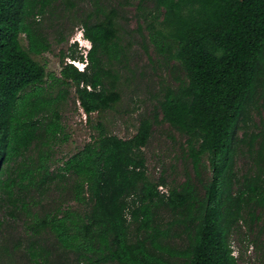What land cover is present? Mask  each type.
Wrapping results in <instances>:
<instances>
[{
  "label": "trees",
  "instance_id": "trees-1",
  "mask_svg": "<svg viewBox=\"0 0 264 264\" xmlns=\"http://www.w3.org/2000/svg\"><path fill=\"white\" fill-rule=\"evenodd\" d=\"M151 1L141 17L150 41L184 74L163 90L158 109L162 122L186 138L195 169L209 162L203 194L191 180L164 192L166 180L148 176L144 149L158 113L143 117L129 139L99 124V135L52 171L51 144L69 138L62 87L76 89L89 118L122 100L117 66L126 52L118 11L96 3L83 20L90 50L64 55L58 76L35 59L51 48L34 18L52 0H0V200L14 204L25 191L64 185L82 208L35 213L29 228L35 237L52 234L73 264H239L230 235L245 215L254 221L264 203L262 173L245 175L234 191L242 145L250 154L258 149L256 162H264V0ZM256 110L262 127L251 133ZM33 148L38 153L29 157ZM161 208L172 216L167 228L156 222ZM172 231L185 237L183 245L172 246ZM32 255L46 264L35 249Z\"/></svg>",
  "mask_w": 264,
  "mask_h": 264
},
{
  "label": "rangeland",
  "instance_id": "rangeland-1",
  "mask_svg": "<svg viewBox=\"0 0 264 264\" xmlns=\"http://www.w3.org/2000/svg\"><path fill=\"white\" fill-rule=\"evenodd\" d=\"M96 3L105 10L116 8L118 11L121 44L126 52L117 66L122 100L113 109L95 113L89 118L81 108L76 89L62 87L65 99L60 104V110L69 138L65 140L61 137L51 144V170H58L64 160L94 140L99 135V124H103L109 134L129 139L137 133L143 117L154 119L158 113L159 122L154 124L153 135L144 149L148 176L154 181L164 178L167 182L164 192L191 180L203 194L202 184L209 182L212 177L209 162L204 160L201 168L198 171L195 169L186 138L168 123L162 122L158 109L163 90L176 85L177 79L183 78L184 74L175 60L160 55L150 41L141 17L151 11V0H52L46 12L34 18L35 30L47 38L51 48L35 59L46 64L48 72L60 76L64 55L77 51L86 56L91 42L84 36L83 20L95 9ZM22 42L28 47L25 35H22ZM66 61L74 62L68 58ZM86 64V61L77 62L76 66L84 69ZM55 89L53 94L57 95L58 87ZM251 120L250 132H258L262 127L258 110L253 111ZM239 135L243 137V132ZM257 150L250 154L245 145L239 148L235 159V175L240 182L235 184V192L243 184L245 175L262 173L264 180V162H256ZM37 153L38 148H33L28 156ZM69 207L82 208L61 184L25 191L14 204L5 198L1 199L0 264H35L32 255L34 249L41 254L46 264L75 263L74 255L65 254L52 234L44 233L35 237L29 228L31 215ZM255 213L254 221L251 216L245 215L230 235V245L239 264H264V203L257 207ZM171 220L170 211L162 208L158 210V224L167 228ZM171 235L172 246L183 245L185 237H179L175 231Z\"/></svg>",
  "mask_w": 264,
  "mask_h": 264
},
{
  "label": "built area",
  "instance_id": "built-area-1",
  "mask_svg": "<svg viewBox=\"0 0 264 264\" xmlns=\"http://www.w3.org/2000/svg\"><path fill=\"white\" fill-rule=\"evenodd\" d=\"M72 63H74L75 65L77 64V62H72ZM85 65V64H84ZM78 66V65H77Z\"/></svg>",
  "mask_w": 264,
  "mask_h": 264
},
{
  "label": "clouds",
  "instance_id": "clouds-1",
  "mask_svg": "<svg viewBox=\"0 0 264 264\" xmlns=\"http://www.w3.org/2000/svg\"><path fill=\"white\" fill-rule=\"evenodd\" d=\"M78 67V66H77ZM79 68V67H78ZM85 68V67H84ZM80 70H83V69H81V68H79Z\"/></svg>",
  "mask_w": 264,
  "mask_h": 264
}]
</instances>
